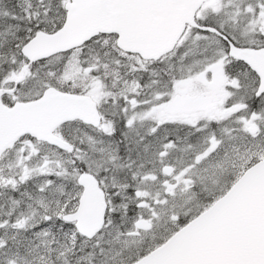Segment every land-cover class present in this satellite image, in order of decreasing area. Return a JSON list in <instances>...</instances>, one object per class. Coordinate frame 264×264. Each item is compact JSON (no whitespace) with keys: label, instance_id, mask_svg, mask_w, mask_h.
Masks as SVG:
<instances>
[{"label":"snow or ice","instance_id":"6c2138e0","mask_svg":"<svg viewBox=\"0 0 264 264\" xmlns=\"http://www.w3.org/2000/svg\"><path fill=\"white\" fill-rule=\"evenodd\" d=\"M0 264H264V0H0Z\"/></svg>","mask_w":264,"mask_h":264}]
</instances>
